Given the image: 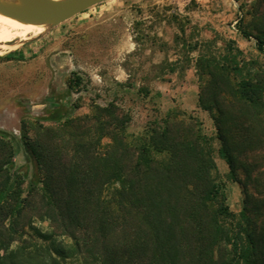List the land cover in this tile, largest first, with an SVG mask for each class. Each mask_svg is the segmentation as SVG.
I'll return each mask as SVG.
<instances>
[{
	"label": "trees",
	"instance_id": "trees-1",
	"mask_svg": "<svg viewBox=\"0 0 264 264\" xmlns=\"http://www.w3.org/2000/svg\"><path fill=\"white\" fill-rule=\"evenodd\" d=\"M249 16L262 50L264 0H254ZM202 71L198 106L211 115L220 157L234 182L240 172L250 181L248 158L264 153V77L235 83L212 59ZM82 84L75 73L67 81L70 91ZM63 115L50 126L33 119L32 138L21 128L31 175L15 168L17 138L0 131V264H63L68 257L81 264H264V197L248 195L236 231L228 229L231 214L198 136L167 123L133 146L112 105ZM30 218L48 220L52 234L71 245L24 240Z\"/></svg>",
	"mask_w": 264,
	"mask_h": 264
},
{
	"label": "rangeland",
	"instance_id": "rangeland-1",
	"mask_svg": "<svg viewBox=\"0 0 264 264\" xmlns=\"http://www.w3.org/2000/svg\"><path fill=\"white\" fill-rule=\"evenodd\" d=\"M253 3L108 0L6 50L0 57V131L17 138L15 168L29 175L35 171L19 141L21 128L32 138L33 119L50 126V118L82 117L94 105H112L133 146L167 123L201 139L213 162L212 178L231 214L224 224L234 233L248 195L250 200L264 197V153L249 156L250 181L240 172V183L234 182L220 157L211 115L199 108L198 98L206 83L203 61L223 63L235 83L264 77V47L258 49L249 28ZM8 54L10 59H5ZM73 73L83 84L70 91L67 81ZM109 142L104 139L102 146ZM156 158L165 161L167 156ZM25 222L23 239L29 243L71 245L52 234L48 220ZM63 264L81 263L68 257Z\"/></svg>",
	"mask_w": 264,
	"mask_h": 264
},
{
	"label": "water",
	"instance_id": "water-1",
	"mask_svg": "<svg viewBox=\"0 0 264 264\" xmlns=\"http://www.w3.org/2000/svg\"><path fill=\"white\" fill-rule=\"evenodd\" d=\"M108 0H0V15L27 24H49L50 28Z\"/></svg>",
	"mask_w": 264,
	"mask_h": 264
},
{
	"label": "bare ground",
	"instance_id": "bare-ground-1",
	"mask_svg": "<svg viewBox=\"0 0 264 264\" xmlns=\"http://www.w3.org/2000/svg\"><path fill=\"white\" fill-rule=\"evenodd\" d=\"M7 1L17 3V0ZM49 29V24H27L0 15V57L5 54L6 50H12L31 38L43 35Z\"/></svg>",
	"mask_w": 264,
	"mask_h": 264
}]
</instances>
